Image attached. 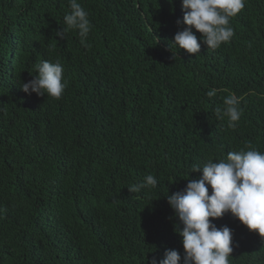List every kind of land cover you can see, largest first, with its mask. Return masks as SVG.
<instances>
[{
  "label": "trees",
  "instance_id": "1",
  "mask_svg": "<svg viewBox=\"0 0 264 264\" xmlns=\"http://www.w3.org/2000/svg\"><path fill=\"white\" fill-rule=\"evenodd\" d=\"M78 2L91 22L85 44L76 29L54 35L69 0H0V264L183 255L167 196L199 178L193 164L248 144L264 152V0L230 18L229 42L175 60L181 0ZM41 60L63 65L59 99L20 90ZM231 93L235 128L215 115ZM148 174L157 188L128 191ZM212 222L232 230L229 264H264V237L230 213Z\"/></svg>",
  "mask_w": 264,
  "mask_h": 264
},
{
  "label": "clouds",
  "instance_id": "2",
  "mask_svg": "<svg viewBox=\"0 0 264 264\" xmlns=\"http://www.w3.org/2000/svg\"><path fill=\"white\" fill-rule=\"evenodd\" d=\"M70 11L63 17L64 26L54 35L64 39L71 29L78 30L81 44H85L91 31L88 12L78 0H69ZM245 7V0H181L183 29L175 33L168 44L172 59L178 50L198 54L201 46L217 49L229 42L234 29L230 18ZM196 32L201 33L198 41ZM36 75L20 86L27 95H47L59 99L67 86L63 65L41 60L35 65ZM217 90L211 89L206 96L211 98ZM241 100L231 93L223 100V107L215 109L216 118H228V126L235 128L241 118ZM190 172H198V179H190L183 191L167 196V203L178 223L175 232L181 238L183 255L175 249H166L163 258L153 259L151 264H229L233 251L232 230L227 226L217 228L212 222L230 213L250 232L264 237V152L251 144L238 151H229L226 158L214 162L208 159L202 166L193 164ZM158 180L148 174L137 184L130 185V193L157 188ZM211 192V194H209Z\"/></svg>",
  "mask_w": 264,
  "mask_h": 264
}]
</instances>
